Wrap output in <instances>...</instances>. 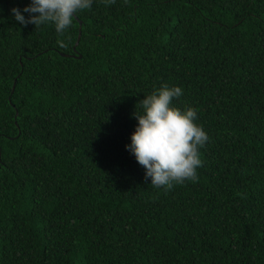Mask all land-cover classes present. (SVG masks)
<instances>
[{
  "label": "trees",
  "instance_id": "trees-1",
  "mask_svg": "<svg viewBox=\"0 0 264 264\" xmlns=\"http://www.w3.org/2000/svg\"><path fill=\"white\" fill-rule=\"evenodd\" d=\"M29 2L0 0V264H264V0H93L62 35ZM162 83L208 135L170 187L125 148Z\"/></svg>",
  "mask_w": 264,
  "mask_h": 264
},
{
  "label": "clouds",
  "instance_id": "clouds-1",
  "mask_svg": "<svg viewBox=\"0 0 264 264\" xmlns=\"http://www.w3.org/2000/svg\"><path fill=\"white\" fill-rule=\"evenodd\" d=\"M92 3L93 0H30L22 8L13 6L10 11L20 25L38 27L51 23L62 35L74 16L89 9ZM182 91L179 85L162 83L139 100L141 110L133 113L137 123L125 148L156 187L198 179L197 168L202 164L199 147L208 135L196 122L197 113L192 107L181 108L173 103Z\"/></svg>",
  "mask_w": 264,
  "mask_h": 264
},
{
  "label": "water",
  "instance_id": "water-1",
  "mask_svg": "<svg viewBox=\"0 0 264 264\" xmlns=\"http://www.w3.org/2000/svg\"><path fill=\"white\" fill-rule=\"evenodd\" d=\"M81 22H82V21H81ZM81 22H80V23H81Z\"/></svg>",
  "mask_w": 264,
  "mask_h": 264
}]
</instances>
